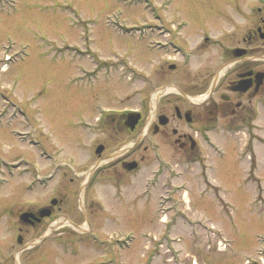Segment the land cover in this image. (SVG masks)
I'll return each mask as SVG.
<instances>
[{"label": "rangeland", "instance_id": "rangeland-1", "mask_svg": "<svg viewBox=\"0 0 264 264\" xmlns=\"http://www.w3.org/2000/svg\"><path fill=\"white\" fill-rule=\"evenodd\" d=\"M204 2V8L200 6L201 15L223 16L227 4H230L231 15L236 13L234 0ZM245 2L243 5L249 15L248 4L255 1ZM191 6L192 0H16L12 8L0 7V66L5 54L14 55L21 51L20 55L6 61L4 69H0V158L8 162L22 156V163L30 162L33 169L43 161L36 158V149L30 146L35 125L32 118L41 116L39 122L41 120L43 133L49 135L55 131L56 143L67 147V153H71L68 162L78 164L85 151L84 144L78 139H68V128L57 131L59 129L50 118L57 88L61 87V92L65 89L70 92L84 87L89 81L100 82L111 76L118 97L127 95L130 68L122 69L119 65L127 63L128 51L141 50L140 38L144 37L139 33L132 35L130 30L144 17L189 18ZM218 25H210L216 37ZM251 26L247 19V27ZM72 49H86V52L73 55ZM152 58L155 60L154 53ZM98 60L104 62L95 72ZM64 71L66 78L61 77ZM91 72L95 75L87 76ZM131 87L134 89L133 99L121 98L108 104L117 108L132 103L137 106L143 83L136 80ZM256 110L259 130L255 121L253 130L245 126L248 123L238 126V132L218 127L209 138L215 141L217 148L204 149V165L194 163V169H187L182 174L184 186L189 190L185 203L192 213L191 221L199 218L206 225L212 223L222 234L205 231L202 223L193 228V224L179 219L173 224L175 236L179 239L171 237L175 242L173 248L176 251L181 249L178 257L171 259L164 243L157 248L153 263H149L145 252L156 245L155 240L163 233L164 227L156 209L154 188L149 190V197L144 192V179L151 174V167L156 163V159L151 165L146 163L150 155L139 169L125 174L117 184L112 181L102 183L97 196L102 201L104 213L95 221L96 228H99L97 246L90 240L84 241L87 232L79 228L72 227L64 232L52 228L29 230L22 232L23 240L36 244L25 245L22 253L26 264H264V98ZM13 131L15 134L29 133L20 140L12 134ZM245 141L247 145H243ZM162 150L166 163L171 164V157L181 156L176 155L175 149L168 144L163 145ZM55 160L50 157L42 164L46 166ZM23 166H19L12 178L6 174L8 183L0 187V260L5 264H15L20 255L16 229L21 223L19 211L33 203H44L52 191V187L43 185L25 190V183L34 173L33 169L25 171ZM202 166L207 167L205 174L209 182L205 191H201L206 186L200 173ZM43 169L46 172V167ZM71 170L68 175H74ZM179 181L181 179L176 180ZM216 192L218 195H214ZM70 212L81 220L73 206ZM175 217L172 212L169 226ZM130 234L134 235L133 239L129 238ZM44 235L45 238L41 239ZM221 237L228 241L224 249L220 246ZM78 238L82 240L77 242ZM63 239L73 242L63 244ZM127 242L129 246H126Z\"/></svg>", "mask_w": 264, "mask_h": 264}, {"label": "flooded vegetation", "instance_id": "flooded-vegetation-1", "mask_svg": "<svg viewBox=\"0 0 264 264\" xmlns=\"http://www.w3.org/2000/svg\"><path fill=\"white\" fill-rule=\"evenodd\" d=\"M204 1L192 0L189 18L155 15L152 19L144 17L143 21L133 26L136 31L131 34L139 33L144 37L140 38L141 50L126 54L130 80L126 84L127 95L121 98L133 99L134 89L131 86L139 80L143 87L137 106L132 103L117 108L108 104L121 99L116 87H113L111 76L104 77L108 81H89L84 87L70 92L66 89L61 92V87L57 88L50 107L53 114L50 118L59 129L57 131L68 128V139H78L84 144L85 151L78 164L68 162L71 153H67V147L56 143L55 131L49 135L43 133L41 120L39 122L41 116L32 118L35 125L30 146L36 149V158L43 161L34 165L33 169L30 162L22 163V156L8 162L0 158V187L15 175L19 164L24 165L25 171L33 169L34 173L25 183V190L43 185L46 177L45 186L52 187L44 203H33L19 211L21 223L16 229L21 251L15 264H26L22 251L29 241L23 240L22 232L29 230L52 228L64 232L72 227L79 228L87 232L83 240H90L97 246L99 228H96L95 221L104 213L102 201L97 196L98 190L104 181L117 184L122 180L125 174L131 172L129 166L134 161L136 167L132 170L139 169L150 155L146 163L151 165L156 159L151 174L144 182L157 184L159 190L155 191V195L171 196L172 185L166 178L169 169L163 160V145L168 144L175 149L176 155H181L176 159L170 158L174 164L204 165L207 140L218 127L238 132L236 128L245 123L250 130L254 129V121L257 126L256 106L264 98V0L248 4L249 15L243 5L245 0H234L233 10L236 13L231 15L230 4H227L224 7L226 14L219 17L200 14ZM247 19L252 25L249 28ZM214 23L219 24L218 37L210 26ZM85 52L86 49H73L72 54ZM103 62L98 60L95 63V72ZM135 71L137 77H134ZM95 72L87 76H94ZM58 73L61 74V70ZM65 74L66 71L61 77L66 78ZM222 120L224 124H221ZM14 132L12 134L20 140L25 135ZM50 157L56 158L54 163L42 164ZM70 168L74 175L67 174ZM206 168L202 166L200 171L206 185L202 191L207 190L209 185ZM10 171L13 175H7L10 176L7 178L5 172ZM160 174L166 175L162 177ZM71 206L81 217L80 221L70 212ZM169 206L181 209L174 202ZM9 212L12 213V210ZM81 240L78 238L76 241ZM67 242L73 240H62L63 244ZM3 261L0 260V264H5Z\"/></svg>", "mask_w": 264, "mask_h": 264}, {"label": "water", "instance_id": "water-1", "mask_svg": "<svg viewBox=\"0 0 264 264\" xmlns=\"http://www.w3.org/2000/svg\"><path fill=\"white\" fill-rule=\"evenodd\" d=\"M134 165H135V163L131 164V165L129 166V168H132Z\"/></svg>", "mask_w": 264, "mask_h": 264}]
</instances>
